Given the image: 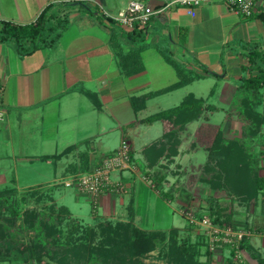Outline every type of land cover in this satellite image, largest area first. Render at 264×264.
<instances>
[{"label": "crops", "instance_id": "obj_1", "mask_svg": "<svg viewBox=\"0 0 264 264\" xmlns=\"http://www.w3.org/2000/svg\"><path fill=\"white\" fill-rule=\"evenodd\" d=\"M127 1L0 0V20L17 23L34 21L48 4H52L51 12L67 6L63 14L65 26L53 45L22 55L12 42L0 43V108L4 112L0 119L3 151L0 150V178L8 173L10 183L0 189L41 188L42 183L26 178L34 161L50 163L61 182L74 174L70 164L79 161L80 152L87 151L90 163H96L100 156L118 148L122 140L129 143L130 162L145 169L148 162L145 149L172 125L167 119L146 123L142 122L144 118L176 106L188 93L202 98L205 105L221 108L219 113L223 117L241 76L246 74L243 66L248 63V55L255 51L264 53V1L250 17L237 14L222 3L201 6L194 16L188 15L183 7L163 10L153 16L146 39L141 42L133 41L128 33L106 23L102 17L103 10L115 13ZM143 1L153 6L162 2ZM118 54L135 55V61L130 58L119 61ZM167 57L199 77L150 97L144 109L134 111L132 96L177 81L175 67ZM139 67L141 70L137 72L128 71ZM153 101L162 103L155 111L146 113ZM143 124L148 126L142 130ZM222 126L227 138L229 132L231 138L242 132L241 124L234 120L228 119ZM186 128L178 131L185 132ZM113 130L120 134L118 147L96 151V142L104 146L102 138ZM183 142L178 148L180 152ZM71 145L77 147L58 158H41L59 154ZM33 147L59 151L26 153ZM134 173L129 169L118 172L116 179L125 183L129 193L115 197L105 193L100 197L99 207L103 211L121 212L124 203L132 199L133 221L144 227L138 223V200L141 185L148 184L138 172ZM2 181L5 182L4 178ZM47 182L43 179V187ZM149 208L150 212L157 210Z\"/></svg>", "mask_w": 264, "mask_h": 264}, {"label": "rangeland", "instance_id": "obj_2", "mask_svg": "<svg viewBox=\"0 0 264 264\" xmlns=\"http://www.w3.org/2000/svg\"><path fill=\"white\" fill-rule=\"evenodd\" d=\"M66 7L61 8L57 13L61 15L65 14ZM246 92L249 93L250 90ZM259 92L260 95L256 97L259 103L254 106V110L264 118V107L262 101H260L264 96V86ZM243 93L238 91L237 94L236 87L233 99L227 109L223 111V117L219 113L221 108L210 103L202 106L197 112L190 115L191 119L186 123L190 125L188 128L184 126L187 129L185 132L178 131L176 134L171 135L170 133L177 126L169 120L172 127L165 132L168 135L170 134L169 138H164L159 149L153 152L151 151L148 154V163H153V165L146 164L144 169L139 164L137 166L135 163L132 164L130 162L129 170L133 173L138 172L139 177L148 184L141 185L143 189L141 188L139 192L138 209L140 216L138 223H141L144 226L141 228L146 231H162L165 233V240L160 247L158 245L157 248L136 258L139 264H173V253L177 252V249L181 248L180 246L191 244L199 245L200 247L199 253L196 256L200 264H228V260L234 263L239 262L240 264H259L258 259L252 256V251L259 253L264 258V203L261 200V196H254L252 190L244 187L238 188L236 192L238 195L236 194L235 196L230 195L226 190L212 189L207 180L209 174L203 169L208 157V146L212 143L216 130L219 129L222 131V124L228 119L231 121L234 120L237 123L239 122L242 128L246 126L249 130L256 131H254V137L249 139V147L253 146L254 142L255 145H259V148L264 147V124H261L262 126L256 130L257 127H255V124L259 122L258 118L254 114H249L252 110L251 108L248 113L245 112L241 104L237 101L242 98ZM157 102H151L146 113L155 111L158 105L162 103ZM246 115L252 116V119L246 120ZM154 124L156 125L157 122ZM146 126L148 125L143 124L142 130ZM155 130H153V133ZM134 135L136 134H132V136ZM226 135L230 136L229 138L232 136L230 132ZM175 140L178 141L176 145ZM183 140V149L180 152L178 148ZM119 141V132L115 130L110 131L106 137L102 138L104 146H100L101 144H97L96 142L98 146L96 151L103 152L114 147L116 148L118 147ZM57 149L61 148L58 146ZM0 150L3 152L2 149ZM43 151L55 152L59 150L52 148L43 150L42 148L35 149L33 147L30 150H26V153L29 152L36 155L43 153ZM183 152L187 153L185 157L183 156ZM157 155L159 156L156 157ZM155 158L156 161H154ZM31 168V171L28 172L30 174H26V178H30L31 182L42 183V187L38 188L39 190L51 192L55 204L66 205L71 212V216L74 218H78L82 223H86V225L97 227V235L92 240L93 245L99 246L101 244L102 234L99 233V226L101 224L112 222L113 225L119 222H126L131 214L133 216L132 199L130 203H124L121 212L103 211L99 207L100 197L105 193L111 194L110 196L112 197L129 193L128 187L122 180H120L121 189L119 188L116 192H102L94 199L91 196L76 191L73 187L61 185L59 173H56L57 175L53 174V167L50 163L34 161ZM117 173L113 172L111 178L116 179ZM3 178L4 183H2ZM3 178H0V187L10 185L8 182V173L4 174ZM43 179L49 181L44 184V187ZM160 192H167L171 197H163ZM23 193L25 191H20L18 196ZM207 196L219 198L220 205L226 206L227 211L231 212L235 225V227L230 225L232 228L247 232L248 235L239 243L233 246L222 243L217 239L220 234H211V230L203 223L202 219L208 217L212 226H218L219 228H223L224 226L213 222L212 217L207 214V206L209 205ZM49 203L48 199L43 200L42 198L40 200V198L34 197L28 198L25 203L26 205L18 203L17 206L21 213L24 209H27L33 212H45L48 217V212H50L48 210ZM149 206L151 208L155 207L157 209L156 212H150ZM93 208L96 211L95 215L92 214ZM4 214H7V218L11 216L9 210ZM71 216H64L62 223L57 227L55 226L58 229H51V231L59 230L61 240L69 238V224L75 220ZM22 222V220H17V223L12 225L9 222L0 220V264H35L33 262L39 258L46 260L49 264H102L97 258L92 256L86 257L87 254L76 257H73V254H69L63 257L62 254L53 256L50 252L43 256V230H46L43 227V218L41 221L35 220L37 223L29 230H27ZM90 234V232H87L82 237L84 242H90ZM55 236H57L56 233ZM38 238L40 243L38 244L39 248L34 247L36 251L30 257L27 251L29 241H38ZM173 240L176 241V244L173 243L174 246L172 245ZM4 241H8L9 243L2 244ZM244 242L248 243L252 248L251 252L246 246H241ZM5 246H10L9 251H5ZM232 248L235 252L233 255L231 253ZM30 258L34 260L31 261ZM88 258L93 259L89 261L87 260Z\"/></svg>", "mask_w": 264, "mask_h": 264}, {"label": "trees", "instance_id": "obj_3", "mask_svg": "<svg viewBox=\"0 0 264 264\" xmlns=\"http://www.w3.org/2000/svg\"><path fill=\"white\" fill-rule=\"evenodd\" d=\"M52 4H48L37 15L36 19L29 23H17L10 20H0V43L10 41L14 44L17 51L24 55L32 53L33 51L49 47L55 43L59 38L62 29L65 26V17L57 14V12H51ZM128 35L133 41L141 42L146 39L147 28L145 30L136 29ZM135 54V53H132ZM119 61L130 60L135 61V55L124 56L119 55ZM117 56V57H118ZM167 60L175 67L177 74V81L169 84L159 90L143 93L137 96L131 97V106L134 111L144 109L146 101L150 97L165 93L167 91L178 88L194 79L199 77L198 73L188 71L185 67L171 58L167 57ZM248 63L243 66V70L246 72L240 78V83L237 86L238 91L244 92L242 98L237 101L243 107L245 112L254 114L259 120L256 130L264 124V118L254 110V106L259 103L256 98L260 95L259 90L264 86V53L255 51L248 55ZM252 69V70H251ZM138 69H128L129 72H137ZM254 70V71H253ZM250 90L249 93L246 91ZM92 97V95H90ZM253 98H255L253 100ZM262 101L264 107V96ZM98 105V102H95ZM204 100L197 98L192 93H188L183 97L179 104L166 110H161L153 113L142 120V122L150 123L158 119L171 120L177 126L176 129L170 133L176 134L179 129H183L191 119V114L195 113L204 106ZM251 108V109H250ZM248 119H252V116L246 115ZM262 124V125H261ZM251 127V126H250ZM252 129V127H251ZM255 130H249L244 126L239 136L232 138H226L222 131L216 130L212 143L208 146L207 161L203 166V169L209 174L208 183L212 189L226 190L230 195L235 196L237 189L244 187L252 190L254 196L260 195L261 200L264 203V147L259 148V145L249 147L251 137H254ZM170 134L164 133L162 137L155 143L150 144L145 149L144 153L148 154L154 150L159 149L163 139L169 138ZM178 141L175 140V145ZM77 145H71L65 148L61 153L51 156H42V159L58 158L61 155L67 154L75 149ZM259 148V149H258ZM175 154V153H173ZM171 154V155H173ZM131 158V153L129 152ZM157 155L156 157H158ZM156 161V158L155 160ZM147 164L149 165L150 162ZM151 166L153 163L150 164ZM91 167L89 154L87 151L79 153V161L77 163L70 164V171L73 173L83 172ZM20 191L15 187H8L0 189V220L3 222H9L12 225L17 223V220H22V224L29 230L35 223V220L41 221L43 218V256L50 253L55 256L56 254L69 255L73 254V257L87 254L86 257H94L99 259L102 264H139L136 258L151 251L163 244L165 240V233L162 231H146L141 227L135 225L133 216L126 222H119L112 225V222L103 223L99 226V233L102 234L101 244L93 245L92 240L97 235V227L86 225L82 223L78 218L71 216L69 208L64 204H55L53 201V195L49 191H42L38 188H33L25 191V193L18 196ZM163 197L170 198V194L167 192H160ZM238 195V194H237ZM10 196V197H9ZM40 198V200L48 199V217L45 212H33L31 210L24 209L22 213L18 210V203L26 205L28 198ZM17 198V199H15ZM209 205L207 206V214L212 217L213 222L224 225L234 226L232 220V214L226 206L220 205L219 198L214 196H207ZM9 210L10 218H7V214L4 213ZM92 214L95 215L96 211L93 208ZM201 215V213H199ZM69 215L73 217V220L69 224V238L61 240L59 230H53L62 223L64 216ZM11 226V225H10ZM56 226V227H55ZM58 229V228H56ZM90 232V242H84L83 236ZM55 233L57 236H55ZM7 234V233H6ZM47 234V235H46ZM46 236V238H45ZM54 236V237H53ZM80 236V237H79ZM57 237V238H56ZM1 242V241H0ZM27 251L29 256L34 255L36 248H39L38 241H29ZM9 243L8 241L2 242V244ZM176 244L173 240L172 245ZM8 245V244H7ZM241 246H246L249 251L252 248L248 243L244 242ZM6 247V246H5ZM34 247L35 250H34ZM177 252L173 253V264H200L196 258L199 253V245H187L180 246ZM10 246L5 248V251H9ZM232 255L235 253L232 248ZM252 256L258 259L259 264H263L264 258L259 253L251 252ZM75 259V258H73ZM93 258H88L91 261ZM30 260H34L30 258ZM228 264H240L239 262H232L228 260ZM29 263V261H27ZM35 264H49L46 260L35 259Z\"/></svg>", "mask_w": 264, "mask_h": 264}, {"label": "built area", "instance_id": "obj_4", "mask_svg": "<svg viewBox=\"0 0 264 264\" xmlns=\"http://www.w3.org/2000/svg\"><path fill=\"white\" fill-rule=\"evenodd\" d=\"M264 0H162L158 6H153L143 0H128L117 12L102 11L104 21L122 32L130 33L136 29L145 30L153 16L163 10L183 7L186 13L194 16L197 8L211 4L222 3L231 11L250 17L257 13L258 4ZM4 112L0 108V119ZM130 147L126 140L115 150H112L98 158L96 163L83 172L74 173L69 178L61 181L65 187H73L76 191L97 198L102 192H116L122 188L120 180L112 179L113 172H120L130 168ZM191 217V216H190ZM203 223L211 230V234H220L217 239L222 243L232 246L239 243L247 234L242 230H235L231 226H212L208 217L202 219Z\"/></svg>", "mask_w": 264, "mask_h": 264}]
</instances>
